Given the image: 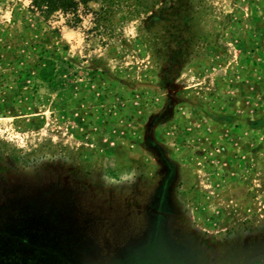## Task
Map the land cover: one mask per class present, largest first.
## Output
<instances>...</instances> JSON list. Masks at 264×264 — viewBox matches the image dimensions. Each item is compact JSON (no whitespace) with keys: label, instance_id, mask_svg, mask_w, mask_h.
Masks as SVG:
<instances>
[{"label":"rangeland","instance_id":"obj_1","mask_svg":"<svg viewBox=\"0 0 264 264\" xmlns=\"http://www.w3.org/2000/svg\"><path fill=\"white\" fill-rule=\"evenodd\" d=\"M186 2L177 45L0 0V264L264 260V0Z\"/></svg>","mask_w":264,"mask_h":264},{"label":"trees","instance_id":"obj_2","mask_svg":"<svg viewBox=\"0 0 264 264\" xmlns=\"http://www.w3.org/2000/svg\"><path fill=\"white\" fill-rule=\"evenodd\" d=\"M90 1L92 0H85L80 3H77L76 0H33L32 8L33 13L38 14L39 17L44 20H49L52 16L58 13L73 14L75 18L79 20L78 11L80 5L87 7ZM101 1L102 12L105 16L124 13L129 19H141V25H143L139 29L142 31L152 30L156 32L166 30L168 23H171L170 29H172V32L169 37L172 41L171 44L177 43V45L186 42L183 37L192 33V31L195 30V27L199 26L198 20L202 14L201 8L199 7L200 5L196 8L193 2L188 3L186 0ZM192 42V38L187 39V44H191ZM215 119L221 124L233 122L231 116H216ZM262 125H264V120L255 124H250L251 127H261Z\"/></svg>","mask_w":264,"mask_h":264},{"label":"flooded vegetation","instance_id":"obj_3","mask_svg":"<svg viewBox=\"0 0 264 264\" xmlns=\"http://www.w3.org/2000/svg\"><path fill=\"white\" fill-rule=\"evenodd\" d=\"M178 238V237H177ZM191 249V248H190ZM191 251L193 252L194 255L198 256V254H196L195 250L194 249H191ZM198 258V257H197ZM199 260V259H198ZM202 261H203V258H202ZM199 263L202 264L199 260ZM264 263V260H260V263L259 264H262Z\"/></svg>","mask_w":264,"mask_h":264},{"label":"crops","instance_id":"obj_4","mask_svg":"<svg viewBox=\"0 0 264 264\" xmlns=\"http://www.w3.org/2000/svg\"><path fill=\"white\" fill-rule=\"evenodd\" d=\"M93 246H94V251H95V254H94V258H95L96 253L99 254L101 250L95 244H93Z\"/></svg>","mask_w":264,"mask_h":264}]
</instances>
